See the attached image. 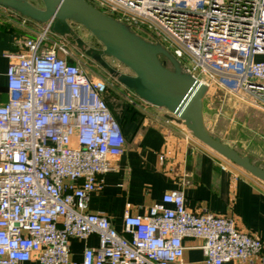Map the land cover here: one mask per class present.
<instances>
[{"label":"built area","instance_id":"1","mask_svg":"<svg viewBox=\"0 0 264 264\" xmlns=\"http://www.w3.org/2000/svg\"><path fill=\"white\" fill-rule=\"evenodd\" d=\"M85 1L161 44L206 86L264 109V0ZM48 32L22 39L0 96V264H189L186 239L201 242L203 264H250L264 242L231 216L191 212L181 190L167 191L144 215L126 205L120 230L88 210L90 194L114 169L111 158L124 152L106 101L113 83L70 60ZM128 95L132 107L147 104ZM92 235L96 246L73 259L70 240Z\"/></svg>","mask_w":264,"mask_h":264},{"label":"crops","instance_id":"2","mask_svg":"<svg viewBox=\"0 0 264 264\" xmlns=\"http://www.w3.org/2000/svg\"><path fill=\"white\" fill-rule=\"evenodd\" d=\"M39 24L0 6V96L3 98L8 64L15 60L22 39L34 35ZM110 90L112 95L108 90L106 101L121 125L124 152L111 158L114 169L102 176L100 188L90 194L89 211L103 213L120 230L126 205L130 214L144 215L167 191L178 189L191 212L231 216L239 230L264 242V182L228 164L226 159L198 142L166 110L149 104L132 107L127 101L128 90L118 83ZM206 107L203 98V118L208 128ZM212 136L229 145L224 137ZM259 140L264 143V136ZM245 156L252 160L249 154ZM184 243L183 261L203 264L201 242L186 239ZM96 244L93 235L86 240H70L72 258L81 259L83 249ZM19 264L38 263L31 260ZM224 264L241 263L234 260ZM250 264H264V249Z\"/></svg>","mask_w":264,"mask_h":264},{"label":"water","instance_id":"3","mask_svg":"<svg viewBox=\"0 0 264 264\" xmlns=\"http://www.w3.org/2000/svg\"><path fill=\"white\" fill-rule=\"evenodd\" d=\"M41 3L42 8H38L27 0H0V6L48 26L59 37L71 34V23L85 28L102 46L87 47L76 38V47L86 57L145 103L169 112L172 120L182 123L198 142L264 182V167L208 132L203 118L207 86L185 72L161 44L145 40L85 0H41ZM104 57L113 58L130 73L114 69Z\"/></svg>","mask_w":264,"mask_h":264},{"label":"rangeland","instance_id":"4","mask_svg":"<svg viewBox=\"0 0 264 264\" xmlns=\"http://www.w3.org/2000/svg\"><path fill=\"white\" fill-rule=\"evenodd\" d=\"M27 1L38 8H42L41 0ZM44 27V24H39L38 31H41ZM71 28V34L66 37H59L51 31L48 32L47 37L50 44L51 42L65 44L71 54L70 60L79 61L93 75H99L116 84V80L110 77L105 69L91 58L86 57L76 47L75 39L80 38L87 47L96 49L102 48L101 44L82 26L71 23ZM104 60L116 69V60L110 57H104ZM118 69L119 72H128V69L122 64ZM219 87L216 83L211 82L204 93V101L207 106L206 120L208 121V128L205 123L206 129L210 131L211 135L224 137L229 145H232L243 155L249 154L257 165L264 167V143L259 140L264 136V109L254 106L246 95L230 93L227 90H221ZM111 88L112 86L109 87L110 95H112ZM116 101V99L113 100V102ZM112 104L114 105L115 103ZM114 107L116 106L114 105ZM167 113L171 115L169 112ZM183 127L186 129L184 125Z\"/></svg>","mask_w":264,"mask_h":264},{"label":"bare ground","instance_id":"5","mask_svg":"<svg viewBox=\"0 0 264 264\" xmlns=\"http://www.w3.org/2000/svg\"><path fill=\"white\" fill-rule=\"evenodd\" d=\"M204 84V83H203Z\"/></svg>","mask_w":264,"mask_h":264}]
</instances>
